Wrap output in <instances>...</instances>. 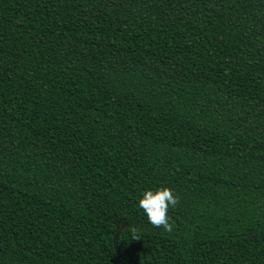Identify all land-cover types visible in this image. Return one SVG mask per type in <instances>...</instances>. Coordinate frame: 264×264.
Instances as JSON below:
<instances>
[{
	"label": "trees",
	"instance_id": "16d2710c",
	"mask_svg": "<svg viewBox=\"0 0 264 264\" xmlns=\"http://www.w3.org/2000/svg\"><path fill=\"white\" fill-rule=\"evenodd\" d=\"M116 262L264 264V0H0V264Z\"/></svg>",
	"mask_w": 264,
	"mask_h": 264
},
{
	"label": "clouds",
	"instance_id": "9594fccd",
	"mask_svg": "<svg viewBox=\"0 0 264 264\" xmlns=\"http://www.w3.org/2000/svg\"><path fill=\"white\" fill-rule=\"evenodd\" d=\"M179 202V196L170 187H160L156 190H147L139 200V207L144 211L150 224L156 228H162L166 232H172L174 221L169 216V209L175 208ZM122 227V225H121ZM132 237L140 240L138 230L133 228Z\"/></svg>",
	"mask_w": 264,
	"mask_h": 264
},
{
	"label": "water",
	"instance_id": "95a60500",
	"mask_svg": "<svg viewBox=\"0 0 264 264\" xmlns=\"http://www.w3.org/2000/svg\"><path fill=\"white\" fill-rule=\"evenodd\" d=\"M125 226L123 225L122 227H121V229L122 228H124ZM119 231L114 235V237H113V246H114V250H115V253H116V258H117V261L119 260V254H118V250H117V238H118V235H119ZM116 264H117V262H116Z\"/></svg>",
	"mask_w": 264,
	"mask_h": 264
}]
</instances>
